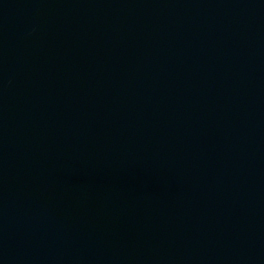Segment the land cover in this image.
<instances>
[{"label":"water","instance_id":"95a60500","mask_svg":"<svg viewBox=\"0 0 264 264\" xmlns=\"http://www.w3.org/2000/svg\"><path fill=\"white\" fill-rule=\"evenodd\" d=\"M0 264H264V0H0Z\"/></svg>","mask_w":264,"mask_h":264}]
</instances>
